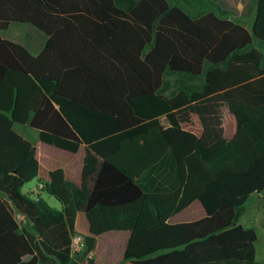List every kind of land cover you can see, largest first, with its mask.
Segmentation results:
<instances>
[{
  "label": "trees",
  "instance_id": "trees-1",
  "mask_svg": "<svg viewBox=\"0 0 264 264\" xmlns=\"http://www.w3.org/2000/svg\"><path fill=\"white\" fill-rule=\"evenodd\" d=\"M194 3L215 5L0 0V32L17 22L48 38L33 56L0 37V264H93L88 255L109 232L130 234L132 264H259L255 231L237 222L248 199L264 194V0L250 30L224 11L194 12ZM251 12L243 0L241 16ZM217 93L244 102L229 107L240 128L214 153L195 152L197 137L175 112ZM16 125L44 145L73 154L85 146L101 158L82 252L70 248L79 188L62 169L48 173L42 190L60 211L24 193L39 165ZM194 201L203 219L168 224Z\"/></svg>",
  "mask_w": 264,
  "mask_h": 264
},
{
  "label": "crops",
  "instance_id": "crops-1",
  "mask_svg": "<svg viewBox=\"0 0 264 264\" xmlns=\"http://www.w3.org/2000/svg\"><path fill=\"white\" fill-rule=\"evenodd\" d=\"M215 5L211 6H204L202 3H198L192 6V9L194 12H198L200 10H206V9H213V11L221 12L224 11V18H228L227 15L229 14H235L238 15L239 18L245 19L241 16V12L243 10V0H224L223 1V8L219 7L218 2L213 0ZM248 4L252 6V12L251 16L246 19V21L243 23V20L237 18L232 19L228 18L236 23L241 24L245 29L250 30L253 20H254V13L255 8L258 0H246ZM209 2V1H208ZM211 2V1H210ZM228 2V3H227ZM227 4L233 5L236 9V12H232L230 9L227 10ZM210 11V10H209ZM228 12V14H227ZM223 14V13H222ZM231 16V15H230ZM12 24H18L21 27L19 30L27 29L28 31L36 36V40L33 41V45L37 47L36 49V55L38 56L44 49L45 44L47 42V37L44 33L39 31L37 28L32 26L31 28L28 26L29 24L24 23H17L13 22L10 23L8 29L6 31L0 32V37L3 40H7L19 45H22L20 43L11 41L9 39H6L5 37H2V33H6L10 26ZM44 35L41 36L39 32ZM13 39L12 37H10ZM23 46V45H22ZM26 48V47H25ZM27 49V48H26ZM28 50V49H27ZM29 51V50H28ZM211 99H218L223 100L225 102V106L229 108L232 105L237 104H244V102L235 95H229L226 93H217L213 96H210L202 101L205 100H211ZM197 102V103H201ZM196 104V103H193ZM191 104V105H193ZM191 105L184 107L178 111L175 112L176 117L178 112H180L183 109L190 108ZM229 112L234 114L232 111L229 110ZM235 115V114H234ZM231 116L229 117V126L228 132L224 131L226 127H223V123L219 124V133L216 135V138L221 137L220 141L216 142L214 146L206 147L205 143L200 144V137L198 131H196L193 127H190L185 122L181 121L178 117L179 124L181 127L196 135L197 137V143L195 147V152L199 149H205V150H211V153H214L218 147L224 145L227 143L239 130L240 128V122L237 116ZM161 125L164 127L168 126L167 120L165 118L160 119ZM24 132L27 134V127L23 126ZM29 128V127H28ZM30 129V128H29ZM33 130V129H31ZM36 131V130H34ZM37 132V131H36ZM38 134V132H37ZM31 143V142H30ZM33 145L34 151H35V159L38 162L39 165V171L37 173V177L32 180H37L35 186H32V189H29L30 186H24L26 187V194H29L33 199L41 198L44 200L51 208L60 211L62 209L61 205L54 200H52L51 196H49L46 192L42 190V183H45L48 181V173L55 170V169H62L65 177L68 181L75 184L79 190H80V202H79V210L78 214L75 220V230L80 235H87V226L86 222L84 220V210L86 206V202L90 196V193L92 191V188L95 184V181L97 179V176L99 174V171L102 166V160L100 157H98L96 154H94L92 151H90L87 147L81 146L77 153H69L66 151H62L59 149H56L51 146L44 145L39 142L38 139H36L35 142L31 143ZM144 142L136 143L135 141L133 143H130V146H137L142 145ZM123 146H128V144H122ZM53 149V150H51ZM52 163L49 165V163ZM47 163V164H46ZM198 165V164H197ZM28 184V183H26ZM25 184V185H26ZM28 191V192H27ZM205 217V211L200 205L198 201H194L191 205H189L186 209L182 210L178 214H176L174 217H172L168 224L175 225V224H182V223H189L198 221L200 219H203ZM17 220L19 222H24L23 217L19 216L17 217ZM238 225L242 226L244 229H253L256 233V242H255V260L259 264H264V194H253L246 204L243 207V211L241 213V216L239 217V220L237 222ZM130 238V234L128 232H109L105 233L97 238V243L95 250L90 253V259L93 260V264H132L130 261L124 260V253L128 244Z\"/></svg>",
  "mask_w": 264,
  "mask_h": 264
},
{
  "label": "rangeland",
  "instance_id": "rangeland-1",
  "mask_svg": "<svg viewBox=\"0 0 264 264\" xmlns=\"http://www.w3.org/2000/svg\"><path fill=\"white\" fill-rule=\"evenodd\" d=\"M228 16L232 19L239 18L238 15H235V14H229L227 15V17ZM241 20H243V23L246 21V19H241ZM28 26L30 28L32 27L30 25ZM20 27L21 26L18 24H12L6 33H2V37H5L6 39L22 44L24 47H26L29 50V52L32 55H36L35 53H36L37 47L33 45L34 44L33 41L36 40V36L27 30L28 27H26L27 29L19 30ZM39 34L41 36L43 35L40 32ZM10 37H12L13 39H11ZM42 37L44 39V35ZM168 81L173 83L172 79H168ZM225 105L226 104L223 100H218V99L205 100V101H202L201 103H196V104L191 105L190 108L181 110L180 112H178L177 117L181 121L189 125L190 127H193L196 131H198L199 137H200V144H199L200 146H201V143H205L206 147H210V145L214 146V144L220 141V139L222 138V136L216 138V135H218L217 133H219L220 131L219 124L223 123L222 126L226 127L224 129V131L226 132H228V129L230 128L229 117L233 116L234 114L232 115V113L229 112L230 109L227 108ZM14 129H15V132L19 136H21L22 138H24L25 140L31 143L35 142L36 139H38L37 132L29 129L28 127L26 129L27 134L26 132H24L25 130L23 126L16 125ZM149 137H150L149 135L144 136L143 138H141L139 143L147 141ZM210 151L211 150H205V153L208 154L210 153ZM11 155L12 157H14L13 153H11ZM51 164L52 163H49V165ZM37 169H38L37 171H39V166ZM36 182L30 181L25 186H28L29 184L35 186ZM29 189H32V186H30ZM23 192H26V187L24 188ZM51 198L52 200L57 202L56 199H54L53 197Z\"/></svg>",
  "mask_w": 264,
  "mask_h": 264
},
{
  "label": "built area",
  "instance_id": "built-area-1",
  "mask_svg": "<svg viewBox=\"0 0 264 264\" xmlns=\"http://www.w3.org/2000/svg\"><path fill=\"white\" fill-rule=\"evenodd\" d=\"M42 187V186H40ZM71 254L75 255L78 254L80 252H82L83 248H84V243H83V238L81 237V235H75L72 239H71ZM88 257H90V254L88 255Z\"/></svg>",
  "mask_w": 264,
  "mask_h": 264
}]
</instances>
